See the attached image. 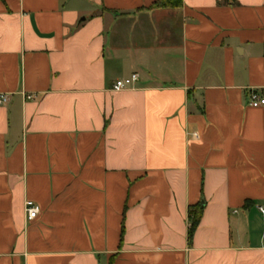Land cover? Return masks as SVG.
Listing matches in <instances>:
<instances>
[{
    "label": "crops",
    "instance_id": "obj_1",
    "mask_svg": "<svg viewBox=\"0 0 264 264\" xmlns=\"http://www.w3.org/2000/svg\"><path fill=\"white\" fill-rule=\"evenodd\" d=\"M155 1L0 0V264H264V0Z\"/></svg>",
    "mask_w": 264,
    "mask_h": 264
},
{
    "label": "built area",
    "instance_id": "obj_2",
    "mask_svg": "<svg viewBox=\"0 0 264 264\" xmlns=\"http://www.w3.org/2000/svg\"><path fill=\"white\" fill-rule=\"evenodd\" d=\"M140 79V75L138 73H133L128 77L119 79L115 82L113 88L115 91H122L127 88L133 87ZM10 100L9 95L0 94V105L7 104ZM250 105L253 107H262L264 106V95L260 94L257 90H253L250 93ZM260 210L264 212V208L260 207ZM26 211L28 213V218L33 220L37 218L40 213V206L32 201L28 200L26 202Z\"/></svg>",
    "mask_w": 264,
    "mask_h": 264
},
{
    "label": "trees",
    "instance_id": "obj_3",
    "mask_svg": "<svg viewBox=\"0 0 264 264\" xmlns=\"http://www.w3.org/2000/svg\"><path fill=\"white\" fill-rule=\"evenodd\" d=\"M229 1V0H226ZM181 4V0H156L150 9H163V8H177ZM204 207L198 203L189 208V227H188V242L190 245L193 243L194 235L198 225L202 219ZM124 233V229H123ZM122 233V237H123Z\"/></svg>",
    "mask_w": 264,
    "mask_h": 264
},
{
    "label": "water",
    "instance_id": "obj_4",
    "mask_svg": "<svg viewBox=\"0 0 264 264\" xmlns=\"http://www.w3.org/2000/svg\"><path fill=\"white\" fill-rule=\"evenodd\" d=\"M202 205H204V202L202 203Z\"/></svg>",
    "mask_w": 264,
    "mask_h": 264
}]
</instances>
